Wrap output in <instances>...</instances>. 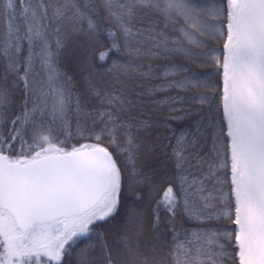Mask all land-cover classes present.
<instances>
[{
	"label": "snow or ice",
	"instance_id": "snow-or-ice-1",
	"mask_svg": "<svg viewBox=\"0 0 264 264\" xmlns=\"http://www.w3.org/2000/svg\"><path fill=\"white\" fill-rule=\"evenodd\" d=\"M0 264H264V0H0Z\"/></svg>",
	"mask_w": 264,
	"mask_h": 264
},
{
	"label": "trees",
	"instance_id": "trees-1",
	"mask_svg": "<svg viewBox=\"0 0 264 264\" xmlns=\"http://www.w3.org/2000/svg\"><path fill=\"white\" fill-rule=\"evenodd\" d=\"M116 59H122L119 55L115 56Z\"/></svg>",
	"mask_w": 264,
	"mask_h": 264
}]
</instances>
